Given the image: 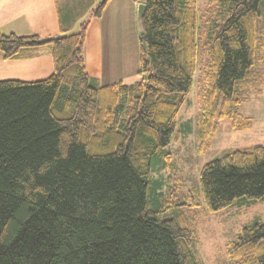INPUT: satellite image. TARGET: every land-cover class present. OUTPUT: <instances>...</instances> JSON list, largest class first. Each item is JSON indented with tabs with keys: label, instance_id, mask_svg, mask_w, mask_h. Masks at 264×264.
I'll return each instance as SVG.
<instances>
[{
	"label": "trees",
	"instance_id": "obj_1",
	"mask_svg": "<svg viewBox=\"0 0 264 264\" xmlns=\"http://www.w3.org/2000/svg\"><path fill=\"white\" fill-rule=\"evenodd\" d=\"M106 2L57 4L55 36L0 33L1 59L45 48L52 60L45 78L0 80V264H197L191 218L201 203L217 212L264 201V140L205 163L187 193L161 198L152 175L171 171L168 147L197 71L198 150L225 117L249 128L238 110L262 88L264 0H145L130 85H99L85 69L86 28ZM226 254L264 264V219L242 226Z\"/></svg>",
	"mask_w": 264,
	"mask_h": 264
},
{
	"label": "crops",
	"instance_id": "obj_2",
	"mask_svg": "<svg viewBox=\"0 0 264 264\" xmlns=\"http://www.w3.org/2000/svg\"><path fill=\"white\" fill-rule=\"evenodd\" d=\"M92 1L97 4L99 0ZM204 1L208 0H199L200 3ZM86 2L87 0H0V33L17 36L36 35L40 38L55 36L59 30L56 5L82 9ZM141 3H145V0H107L102 15L99 18L89 19L83 46L84 64L87 74L99 85L117 81L130 85L138 79L137 67L141 38L136 32L135 17L137 6ZM113 5L115 9L112 8L110 12L120 11L124 15L123 24L122 19L116 18V16L109 18L107 25L106 22L104 23L107 11ZM113 20L116 22L110 23ZM124 31L127 32L128 39H126ZM132 36L135 46L132 45ZM123 45L127 46V56L132 54L127 62L124 59L126 51H123ZM135 48L136 65L132 59ZM119 53H122L121 60L118 58ZM126 63L130 64L128 69L124 65ZM51 72L52 60L45 48H40L31 55L19 59L0 58V80L32 81L45 78ZM263 94L264 75L261 92L256 95ZM247 101L239 107V113L251 120V127L247 131H240V133L242 136L247 135L249 139L260 138L263 140L264 104H256L252 111L246 109Z\"/></svg>",
	"mask_w": 264,
	"mask_h": 264
},
{
	"label": "rangeland",
	"instance_id": "obj_3",
	"mask_svg": "<svg viewBox=\"0 0 264 264\" xmlns=\"http://www.w3.org/2000/svg\"><path fill=\"white\" fill-rule=\"evenodd\" d=\"M76 5L79 6V4ZM96 5L93 2L91 10ZM112 8L115 9V6L113 5L107 11L104 23L106 22L107 25L108 19L116 16V18L122 19L123 24L124 15L118 10L115 13L110 12ZM90 14L91 12L89 11L82 14L81 18L77 20L75 26L72 28V31H77L79 23L88 19ZM115 22L116 20L110 21V23ZM124 33L126 39H128L127 32L124 31ZM133 36L132 45L135 46ZM123 47V51H126L124 59L127 62L132 54L130 53L127 56V46L123 45ZM118 58L121 60L122 53L118 54ZM132 59L136 65V48L133 51ZM124 65L128 69V65L130 64L126 63ZM261 67L264 71V63L261 64ZM198 72H196L193 86L188 95L184 96V102L177 114L176 130L174 132L177 139L173 140L168 147L172 156L171 171L168 172L164 168H158L152 173L153 177L162 183L160 188V192H162L161 198L168 197L169 193L174 189H180L182 193H187L191 189L199 187V174L202 166L211 159L218 157L224 151L249 147L264 140L260 138L249 139L247 135L242 136L240 131L231 128L230 119L225 117L218 121L217 129L208 147L201 151L198 150L197 115L200 110L202 91L201 75ZM247 100L246 109L254 111L256 104H264V94L257 96L255 93H252L248 96ZM246 119L251 121L249 118ZM149 207L152 208L150 202ZM162 216L168 218L170 211L162 213ZM261 219H264V201H256L248 205H232L217 212L208 211L204 204L201 203L196 214L191 218V223L195 227L197 234V240L193 247L197 264H231L226 254L227 245L236 237L242 226Z\"/></svg>",
	"mask_w": 264,
	"mask_h": 264
},
{
	"label": "water",
	"instance_id": "obj_4",
	"mask_svg": "<svg viewBox=\"0 0 264 264\" xmlns=\"http://www.w3.org/2000/svg\"><path fill=\"white\" fill-rule=\"evenodd\" d=\"M145 9H146L145 3L138 4L136 17H135V25H136V32L140 38H143L142 19Z\"/></svg>",
	"mask_w": 264,
	"mask_h": 264
}]
</instances>
